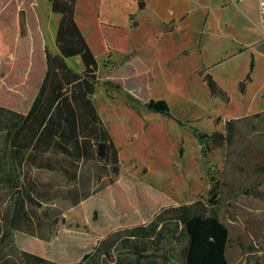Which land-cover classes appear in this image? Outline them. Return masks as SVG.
Returning a JSON list of instances; mask_svg holds the SVG:
<instances>
[{
	"label": "rangeland",
	"instance_id": "obj_1",
	"mask_svg": "<svg viewBox=\"0 0 264 264\" xmlns=\"http://www.w3.org/2000/svg\"><path fill=\"white\" fill-rule=\"evenodd\" d=\"M36 2L47 43L52 48L55 44L51 29H57L53 27L57 26L60 16L52 11L50 0ZM21 8L26 9H22L21 17H27L28 6L21 7L17 0L4 7L1 12L4 24L10 13L18 21ZM100 22L98 17L91 28V40L97 53L104 49L107 51V44L103 42L113 43L117 49L123 42L127 43L126 31L121 27H108ZM47 25L52 28H46ZM25 28L28 30L29 26ZM215 28L220 27L215 25ZM143 30L139 35L149 36L145 28ZM248 60V52L235 59L234 69L229 75L232 80L246 71ZM257 79L264 82V75L260 78L258 73ZM174 84L177 83L171 82ZM107 90V87H100L97 105L105 111L120 149L124 175H116L111 166L97 158L81 163L76 181L67 180L61 173L47 169L31 170V177L38 182L34 193L40 204L28 202L26 207L30 220L22 221L16 230L4 237L2 232L6 223L3 213L13 212L16 193L10 188L1 189L4 186L1 184L0 264H29L22 251L33 252L61 264H77L83 254L91 251L101 239L116 230L149 221L163 205L207 198L211 179L218 181L220 186V218L229 227L231 220L235 221L233 199L237 193L241 203L238 216L245 218L244 206L251 203L245 195L246 187L250 186L247 180H253L254 167L264 163V94L255 95V91L248 90L242 92L239 88L231 92L229 101H225L195 85L190 91L194 96L189 100L177 96L163 81H158L153 95L167 98L172 109V115H168L149 110L140 99L126 94L127 91L112 89L114 96L108 97ZM231 118L238 119L235 140L204 155L194 128L208 132L225 131L226 121ZM96 148L98 150L99 145ZM80 196L85 200L75 206ZM236 228L238 239L246 244V225L239 223ZM168 247L166 242L160 247L159 254ZM119 249L115 255L120 262L121 256H126L127 252ZM152 250L156 251L155 248ZM246 252L250 251L245 247L240 250L235 241H230L227 248L229 264H264V254L253 259V254ZM149 259L159 264H177L172 260L166 263L161 257L148 258L145 262ZM104 264L117 263L108 256Z\"/></svg>",
	"mask_w": 264,
	"mask_h": 264
},
{
	"label": "trees",
	"instance_id": "obj_2",
	"mask_svg": "<svg viewBox=\"0 0 264 264\" xmlns=\"http://www.w3.org/2000/svg\"><path fill=\"white\" fill-rule=\"evenodd\" d=\"M14 1L0 0V185L4 184L1 189L10 188L16 193L13 212L3 213L6 223L3 237L16 230L22 221L30 220L28 202L40 204L34 193L38 182L31 177V170L47 169L76 181L81 163L97 158L111 166L116 175H124L118 146L92 99L102 79L98 75L99 62L75 18L77 0H50L52 11L61 15L56 35L57 54L43 47L33 9L35 0H17L21 7L28 6L27 17H21V12L26 11L21 8L18 21L12 16L14 28H8L12 17H7L4 24L1 12ZM76 56L85 66L82 72L67 62V58ZM130 57H124L113 69L124 66ZM26 59L36 89H31L30 105L19 106L22 111L15 109L16 104L8 95L7 87L14 75V71H10L11 62L18 60V67L25 69L22 60ZM251 67L252 71L254 61ZM200 73L211 95L229 101L230 96L212 74ZM250 80L251 72L240 83L242 91L246 90ZM103 82L135 95L151 111L172 115L166 99H143L136 94L137 87L132 85L133 82H127L131 89L121 80ZM237 120H227L225 131L208 132L194 128L204 155L235 140ZM178 121L183 124L182 120ZM101 142L107 145L104 156L96 148ZM211 180L207 198L163 205L149 221L116 230L101 239L91 251L83 254L77 264H104L108 256L117 264H159L153 259L145 262L152 257H161L166 263L172 260L177 264H229L230 227L219 216V182ZM83 200L80 196L74 205ZM166 242L168 249L159 254L160 247ZM119 247L127 252V257L121 256L120 262L115 255L116 250L120 252ZM152 248L156 251L153 252ZM22 253L29 264H61L33 252Z\"/></svg>",
	"mask_w": 264,
	"mask_h": 264
},
{
	"label": "crops",
	"instance_id": "obj_3",
	"mask_svg": "<svg viewBox=\"0 0 264 264\" xmlns=\"http://www.w3.org/2000/svg\"><path fill=\"white\" fill-rule=\"evenodd\" d=\"M35 2L36 0L33 3V9L39 23L43 47L57 54L59 48L56 35L61 15L54 12L60 17L57 19V26L53 27L57 29H51L55 44L51 48L47 43L45 27L42 25L37 2ZM8 17H12V14L10 13ZM98 17L101 24L108 27H121L126 31L127 43L123 42V45L117 49L113 43L109 44L106 41L103 43L107 44V51L105 52L104 49L101 53H97L91 40V28ZM75 18L99 62L98 75L102 82L97 85L92 99L115 143L105 111H101L97 105L98 97H100L98 93L101 86L108 88V97L114 96L111 93L112 89L122 90L104 83V80L133 82L132 85L137 87L136 94L143 99L144 97L164 98L153 95L154 86L158 81H163L164 85L173 90L177 96L190 100L192 95L194 96L190 91L194 90L195 85L211 95L201 71L212 74L230 97L231 92L234 89L238 91L240 83L251 72V80L247 83L245 91H255V95L264 94V82L257 79L258 73L260 78L264 75V14L261 12L259 0L240 2L234 0H77ZM12 20L8 28L15 27L14 18ZM215 25L220 28H215ZM46 28H52V26L47 25ZM144 28L149 36L146 34L147 36L141 37L139 34L144 31ZM246 52L249 53L247 69L236 80H232L229 75L234 69V61ZM128 55L131 57L124 66L113 69L116 63ZM73 58H67V62L75 70L82 72L85 66L81 59L76 56V59L74 58L71 62ZM253 61L254 67L251 71ZM22 62L26 64L25 69L18 67V60L11 62V65L9 63L10 71H14V75L12 80H9L11 83L7 88L8 95L16 104L15 109L23 111L19 106L30 105L31 89H36V85L30 75L28 60H22ZM104 68H106L104 74L101 75ZM149 80L150 85H148ZM171 82L177 84L173 86ZM129 84L126 85L131 89ZM126 94L131 93L126 92ZM142 102L145 105V102ZM120 159L123 165L121 154ZM237 174L236 169V178ZM247 183L250 186L246 187L245 195L251 203L244 206L245 218L239 217L238 206H241V203L238 200V193L235 195L233 199L235 221L231 220L230 241H235L240 250L247 248L255 259L259 257L258 255L264 254V163L254 167L253 180H247ZM239 223L246 225L248 232L246 244L238 239L236 227ZM256 248H260L261 251Z\"/></svg>",
	"mask_w": 264,
	"mask_h": 264
},
{
	"label": "water",
	"instance_id": "obj_4",
	"mask_svg": "<svg viewBox=\"0 0 264 264\" xmlns=\"http://www.w3.org/2000/svg\"><path fill=\"white\" fill-rule=\"evenodd\" d=\"M106 143L105 142H101L100 144H99V154L101 155V156H104L105 155V153H106Z\"/></svg>",
	"mask_w": 264,
	"mask_h": 264
},
{
	"label": "built area",
	"instance_id": "obj_5",
	"mask_svg": "<svg viewBox=\"0 0 264 264\" xmlns=\"http://www.w3.org/2000/svg\"><path fill=\"white\" fill-rule=\"evenodd\" d=\"M235 2H240L242 0H234ZM260 2V8H261V12L264 14V0H259Z\"/></svg>",
	"mask_w": 264,
	"mask_h": 264
}]
</instances>
